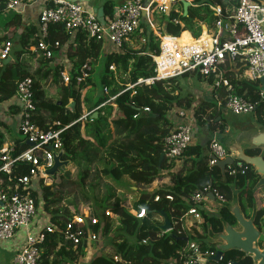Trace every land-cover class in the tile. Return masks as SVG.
I'll list each match as a JSON object with an SVG mask.
<instances>
[{"label": "trees", "instance_id": "16d2710c", "mask_svg": "<svg viewBox=\"0 0 264 264\" xmlns=\"http://www.w3.org/2000/svg\"><path fill=\"white\" fill-rule=\"evenodd\" d=\"M192 1L196 7L189 9L188 16L172 13L165 17L160 27L162 33L179 37L181 33L190 31L195 38H199L202 33L201 24L211 29L217 21L209 6L231 9L239 2V0H213L212 4H200L201 0ZM103 6L106 17H111L117 8L112 0L106 1ZM5 13V1L0 0V14ZM175 18L180 19V25L173 23ZM22 21H25L22 16L14 14L5 25L6 32L9 34V30H13V35L7 37V34L0 38V56L5 44L15 40L18 44L17 49L14 51L12 49L10 63L7 65L2 63L0 67V103L8 102L15 96L19 81L28 77L33 80L37 107L34 121L45 131L53 127L56 122H60L63 128L68 127L62 133V160L69 162V166L75 164L81 168L83 172L79 181L81 185L84 186L90 166L97 161L99 163L104 160L105 168L101 172L102 176L112 180L118 186H122L124 178H128L135 185L151 186L164 171L171 170L165 159L161 170L159 167L165 139L176 126V111L185 110L193 113L198 120L197 124L201 126L207 125L203 122L204 117L214 122L218 119L213 112L215 105L211 102L203 100L195 106L193 98L182 97L183 86L179 78L156 81L152 85H138L133 90L121 94L114 102L115 107L106 105L97 110L110 97L123 92L118 91L119 85L110 70L112 67L128 75L130 86L139 80L155 77V66L149 55L159 51L160 42L152 29L143 24V30L134 35L132 45H125L122 53L106 55L101 84L104 90L111 89L109 96L98 97L95 105H91L89 96L86 97L85 108L87 113H92V115L88 116L85 121L77 122L83 116L81 108L83 93L89 87L94 86L92 76L83 83H77L78 70L84 64L94 67L98 63L102 53L101 43L89 40L83 33L75 37L68 48V56L73 66V70L69 73L70 83L59 89L61 95L59 100L49 103L45 84L52 74L51 84L61 85V70L60 67L51 69L55 56L47 60L39 52L33 51L37 46L35 34L38 26L33 24L23 26ZM184 35L188 38L183 37L181 41L191 43L190 34L185 32ZM49 38L52 43L68 44L70 35L66 33L63 25H53L50 28ZM25 57L29 59L24 63L22 59ZM34 64L37 67L33 71ZM232 73L235 72L232 71ZM238 73H242V68H239ZM230 80L235 95L251 100L258 98L260 83L241 81L232 76ZM144 109H150L151 113H144ZM210 112L213 113L210 114ZM95 114L98 117L92 119ZM54 128L59 129L60 127ZM208 129L211 133L212 124ZM222 129L224 130V127ZM15 146L16 154L28 148L21 141L16 142ZM252 155H257V153ZM185 158L183 169L178 172H168L172 185L169 190L159 189L152 194L143 192L139 201L133 205L135 210L146 209L145 219H137L130 214V210L122 204L113 188L107 187L106 195L100 199L95 189L101 186L89 187L93 195L89 198L85 197V201L87 203L94 201V204L88 205H90L89 209L93 216H98V221L94 225H84L80 228L85 233L90 232L94 236H99L100 239H109L115 248L111 257L101 254L104 247L103 241H100L101 245L97 247V251L93 252L85 240L76 249L64 241L63 231L67 223L81 212L76 210L74 213H69L66 210L54 209L66 197V193L58 196L61 189L54 190V184L64 186V183L56 181L59 175L50 177L55 180L50 186H46L42 181L40 191H33L32 196L36 199L38 216L42 211L48 216L45 219L47 223L36 221L37 225L34 226V233L41 232L44 235V242L40 245L44 264H169L176 262L177 253L186 245V241L177 235L175 227L170 232L162 230L164 219L161 213L167 215L174 226L189 210L190 196L208 185L210 181H213L229 202L237 197L245 216L251 217L252 214L249 212L255 208L254 196L261 180L253 168L247 166L246 175L236 179V189L233 192L228 186L231 179L222 181L218 168L209 169L208 154H205L199 145L190 147ZM30 172L29 165L18 164L13 169L12 177L2 173L0 181H4L7 185L9 178L15 180L30 175ZM238 191H242V194L238 195ZM169 195L173 196V202L166 199ZM98 210L102 212V215L98 214ZM107 211L118 218L119 224L116 228H113L112 220L108 217H105V221L101 220V216L104 217ZM203 215L205 220L203 228L206 232L210 229L214 233H221L224 221L229 223L234 221L226 207L219 216L206 213ZM263 224L264 209L262 207L257 210L256 226L261 228ZM48 225L56 227L57 230L50 233L45 229ZM263 243L261 241L260 245ZM89 251L88 258H85ZM114 257H118L119 261H114ZM230 260L238 261L239 264H254L251 258L238 250L226 253L224 261Z\"/></svg>", "mask_w": 264, "mask_h": 264}, {"label": "built area", "instance_id": "2783aa9c", "mask_svg": "<svg viewBox=\"0 0 264 264\" xmlns=\"http://www.w3.org/2000/svg\"><path fill=\"white\" fill-rule=\"evenodd\" d=\"M4 1L8 13L20 14L19 9L27 6L22 0ZM183 1L190 2L191 7H196L192 0H128L115 8L111 17L105 15V24L102 25L97 13L87 10L82 4L67 0H43L44 8L38 17V31L35 34L37 46L34 52H39L43 58L51 60L56 52L62 51L63 44L52 43L49 34L53 25H63L66 33L70 35L68 44H71L79 33H83L89 40L101 43L102 52L106 55L122 53L125 45L133 44L134 35L142 31V26L145 24L155 32L154 35L160 42L159 51L149 55L155 66V77L139 80L122 93L110 97L97 110L106 105L115 106L114 102L121 94L133 90L138 85H152L156 81L180 78L185 75L196 76L210 86L211 95L216 102L213 112L218 116L215 122L209 121L206 117L203 118V122L208 127L212 124L207 145L208 167L212 170L215 168L216 161L231 158L233 164L226 167V178H223L220 173L221 180L244 177L247 173V165L236 159L235 155L222 144L223 135H228L230 132V129L225 127L223 114L255 115L257 122L264 124L262 88L260 87L258 91V98L251 100L235 95L230 80L231 76L251 83H260L264 79V0H239L238 4L231 9L209 6L217 21L211 29L201 24L202 33L199 38H195L192 32H188L193 42L191 44L180 43L185 32L179 37L166 35L161 30L157 32L149 19L152 11L158 16L166 17L168 3H171L170 14L183 16ZM173 23L181 24L179 18H175ZM12 49V43L5 44L0 61L9 59ZM239 68H242L240 74ZM111 71H114L113 67ZM78 73L77 83L80 84L92 76L93 67L90 64H84L79 68ZM60 76L63 86L70 83L71 77L68 71L60 72ZM104 92L109 96L107 89ZM15 101L20 110L18 131L24 137L21 143L26 144L28 148L16 154L15 144L0 145V174L12 177L13 169L18 164L29 165L31 172L30 175L15 180L9 178L7 185L4 181H0V241H12L20 231L27 230L25 242L14 254L13 262L14 264H44L40 248L44 242V235L41 232H32L38 216L36 199L32 193L40 191L42 181L49 178L46 171L54 166L55 157L63 151L62 133L68 127L63 128L60 122H56L53 127L45 131L35 123L37 107L34 82L29 77L17 83ZM143 112L151 113L150 109H144ZM176 114V126L165 139L163 148L165 160L171 170L176 169L177 164L184 160L188 149L193 146L194 129L198 122L193 113L185 110L176 111ZM90 115L92 113H86L77 122L85 121ZM27 143H31L32 146H28ZM166 199L170 202L174 201L171 195ZM188 203L189 210L173 226L179 237L187 239L186 245L177 253L176 262L169 264H233L234 262L239 264L234 260L225 262V255L216 262L214 259L217 251L207 246V234L203 229L205 224L203 213L207 210L208 215H216L214 214L216 211L220 214V211L231 203L226 196L213 181H210L208 185L195 191ZM132 211L131 214L137 219H145L147 216L144 208L135 210L133 207ZM90 212L73 218L63 231L64 241L73 245L75 249L84 240L88 245L101 241L99 236H94L90 232L85 233L80 228L97 223V217L90 219L87 216ZM113 216L111 212H106V217ZM45 229L50 233L57 230L50 225ZM114 261L118 262L119 258L114 257Z\"/></svg>", "mask_w": 264, "mask_h": 264}, {"label": "rangeland", "instance_id": "374dc122", "mask_svg": "<svg viewBox=\"0 0 264 264\" xmlns=\"http://www.w3.org/2000/svg\"><path fill=\"white\" fill-rule=\"evenodd\" d=\"M106 1H108V0H92L90 3L91 5L86 4V3H82V6L84 8H86V7H99V6H102ZM112 1L114 4H116L120 0H112ZM212 1L213 0H201L200 4H212ZM14 14L15 13H11V12L10 13L6 12L3 15L0 14V25L4 27L13 18ZM149 17H150L149 18L150 21L153 22V26H154L155 30L157 32H160L161 23L164 21L165 16L164 17L158 16L155 14L154 11H152L150 13ZM4 31H6V30L1 31V29H0V36H1V32L4 33ZM9 31H10V33L7 35V37H11V35H12L11 33L13 32L12 30H9ZM154 34H155V32H154ZM105 57H106L105 52H102L98 63L93 67L92 81L94 83V86L89 87L83 93V96L81 98V101H82L81 108H83V114H86V112H87V109L85 108L86 104L84 101L86 97L89 96L91 105H95L98 97H102L104 95L106 96V93L104 92V89H103L102 84H101V78H102V75L104 73ZM35 67H37V66L35 65ZM113 68H114V71H111V72L114 75L113 76L114 80H116L117 84L119 85L118 91L122 92L130 86L128 84L129 83L128 82V75L123 74V71L116 70L115 67H113ZM179 80L183 86L182 97L189 96L190 99L193 98V100H194L193 104L194 105H199L203 100L209 101L212 104L216 105V102L211 95L210 86L208 84H206L203 80H201L200 78H198L196 76L180 77ZM51 81H53L52 74L48 78V82L45 84V88H46V91L48 93L47 99H48L49 103H54L55 101L59 100L61 97V95L59 94V89H62L63 84L54 86L51 84L52 83ZM110 90L111 89H109L108 91H110ZM223 120H224L225 127L230 129V132L228 135H226V134L223 135L224 138L227 136L235 137L236 136V130L238 128H240L242 125H246L248 123L256 125L258 123L257 122L258 119L255 115L234 116L230 113H224L223 114ZM208 128L209 127L207 125L201 126V125L197 124L195 129H194V133L196 135L194 137L195 142L197 143V145H199L201 147V149L204 153L207 151L206 141L208 140V138L210 136V132H209ZM12 134H13V137H17L19 140L24 139L23 135L19 134V132L16 135H15V133H12ZM86 139L89 141H92L90 138H86ZM223 145H224V142H223ZM97 162L90 166V168H89L90 172H89L88 177L86 178V180L84 182V186L81 185L79 182L80 181V175L83 172H82L81 168L79 166H76L75 164L70 165L67 168H64V170L61 171V173H62L61 175L60 174H59V176L56 175V176H58V178L56 177V181L57 182L59 181V183H64V186L54 184V190L57 191L58 189H61V191H59V193H58V196L64 195L66 193V197L63 198L60 201V203L56 207H54V209L66 210L69 213H74L76 210H79L81 212V214L78 216H84V214L86 212H90V209H89L90 205H88V204H90V203L94 204V201H92V202L89 201L88 203L85 201V197L89 198L90 196L93 195V193H91V190L89 189V187L92 186V188H93L94 186L99 185L101 187L95 189V193H96L97 197H99L101 199L103 196L106 195L107 187H111V188H113L114 192L117 193L118 198L121 200L122 204L130 210L129 213L131 214V213H133V211H132L133 205L139 201L143 192L144 193L147 192V193L152 194L153 192L159 190L161 187H164V186H161V182H163V181L167 182L168 177H169V175H167V172L164 171L162 173V175L160 176V178H158L157 181L154 182L151 186L135 185L128 178H124V180L122 181V183H123L122 186H118L112 180H109V179L104 178L102 176L101 172L105 168L104 160H101L99 163H97ZM54 181L55 180H53L49 177L47 180H44V183L46 184V186H50ZM235 181H236L235 178H231V182L228 184V186L232 189L233 192H235V189H236L235 188ZM237 194L238 195L242 194V191H238ZM256 207H257V204L255 203V208ZM93 208H95V207L93 206ZM221 209H219V210H221ZM87 210H89V211H87ZM253 211H254V209L252 210V212H249V214H252ZM107 212H109V211H107ZM63 213H65V212H63ZM206 213L208 214L207 210H206ZM98 214L102 215V212L99 211ZM214 214H216V216H219L218 211L214 212ZM87 216L90 219H93V217L98 218L97 215L93 216V214H91V212L87 213ZM47 217L48 216L42 211L40 216H38V218L36 219V221L37 222L39 221L40 223L42 222L43 224H45V223H47L45 220V219H47ZM105 217H106V213H105L104 217L101 216V220L105 221ZM109 219L112 220L113 228H116V226H118V224H119L117 217L113 216V217H109ZM34 229H35V227L32 230L33 233H34ZM206 234H207L206 244L209 248L212 249L213 241L210 239V229L206 232ZM113 235L114 234L112 233L111 236L113 237ZM21 236H23L22 231H20V236L18 239L15 238L12 241H7V242L0 241V264H14V262H13L14 254H15V250L20 245L19 240L21 239ZM261 240H262V242H264L263 236H262ZM102 241H103L104 247L102 248L101 254H103L107 257H111L115 251L114 245H112L110 243L109 239H107V238L101 239V242ZM99 245H101L99 241H96V242L90 244L89 246L91 247V252H93L95 250L97 251V247ZM259 247L264 248V243L259 245ZM89 253H90V251L86 253L85 258H88L87 256L89 255Z\"/></svg>", "mask_w": 264, "mask_h": 264}, {"label": "water", "instance_id": "95a60500", "mask_svg": "<svg viewBox=\"0 0 264 264\" xmlns=\"http://www.w3.org/2000/svg\"><path fill=\"white\" fill-rule=\"evenodd\" d=\"M74 3H86L90 4L92 0H67ZM128 1V0H126ZM183 16H188L191 3L187 1L182 2ZM171 3H168L167 16L170 15ZM99 22L105 24V8L100 7L95 9ZM7 59L5 64L9 62ZM262 90L264 91V79L260 81ZM95 114L93 118H97ZM260 124L253 125L248 123L242 125L236 130V136H227L222 138V144L224 142L225 148L233 153L239 161L245 165L254 169L255 174L260 177L259 187L255 196L261 195L264 200V191L260 193L259 190L264 188V155H249L246 153L247 149L262 150L264 152V128L259 126ZM28 146H32L31 143H27ZM63 151L59 153L54 159V166L46 171L47 177H55L61 173V170L69 166V162L62 160ZM165 159L164 154L160 158V167ZM233 160L228 158L225 161H216L215 167L218 168L223 178L225 177V169L228 165H232ZM213 197L211 196V199ZM227 211L232 215L234 221L232 223L223 222V231L221 233H214L210 230V239L213 241L212 249L217 251L215 261L219 262L220 258L226 253L234 250L243 252L247 257L251 258L254 264H264V248L259 247L262 236L264 237V224L261 228L256 226L257 209L254 208L253 214L250 218H247L243 213L238 198L235 197L233 201L226 206ZM264 209V206H263ZM164 219V225L162 230L164 232H170L173 230V224L170 222L167 215L161 213ZM187 239H185L186 241ZM233 264H238L234 262Z\"/></svg>", "mask_w": 264, "mask_h": 264}, {"label": "crops", "instance_id": "0c3cea01", "mask_svg": "<svg viewBox=\"0 0 264 264\" xmlns=\"http://www.w3.org/2000/svg\"><path fill=\"white\" fill-rule=\"evenodd\" d=\"M22 1L24 4L27 5L24 9L21 7L19 9V11H21L22 13L20 12V14H18V15L22 16L23 19L25 20V21H22L23 26L24 25H31V24L37 25L39 14L42 11V9L44 8L43 0H22ZM125 1L126 0H120L118 3L115 4V7H118L119 5H121V3L123 4ZM89 5H91V4H89ZM100 7H104V6L102 5L99 7H86V9L89 11H95V9L100 8ZM0 29H1V31L5 30V26L3 27L0 25ZM185 32H190V31H185ZM7 34L8 33L6 31H4V33L1 32L0 38L4 37ZM11 34L13 35V32ZM183 37L188 38L184 34L181 37V39ZM181 39H180V42H182ZM12 44H13V51H14L15 49H17V45H18L17 41L16 40L13 41ZM1 46H3V45H1ZM68 48H69V44H63L62 51L55 53V58H54V60H52L51 69L55 68V67H60V70H61L60 72L68 71L69 73H71V71L73 70V66H72L71 61H70L69 56H68V52H69ZM33 51H34V49H33ZM28 59H29L28 57H25L22 60L25 63V61ZM11 60L12 59H10V61ZM10 61L7 62L6 64H5L6 61H0V67H2V63L7 65L10 63ZM33 66H34V69H33V71H34L35 70V64ZM195 106H197V105H195ZM82 113H83V108H82ZM83 115H85V114H83ZM19 120H20V110H19L18 104L15 101V96L8 102L0 103V145L1 146H3V145H10L11 146V145L15 144L16 142L21 141L17 137H13V134H12V133H15V135H16L19 132L18 131ZM195 136L196 135H194V137ZM208 140H209V138H208ZM206 144H208V141H206ZM195 145H197V143L195 142V138H194L193 146H195ZM205 154H208V151H206ZM185 159L186 158H184V160L180 161L177 164L175 170H170L168 172H178L179 170L183 169V167H185ZM165 172H167V171H165ZM168 172H167V175H169ZM161 186H164V187H161L160 189L169 190L172 186L170 177H168L167 182H165V181L161 182ZM254 200H255V203L257 204V207L255 209L258 210V208H262L264 206V204H263L264 200H263V197L261 195L255 196ZM22 232H23V236H21V239L19 240L20 245L15 250V253L22 247V245L25 242L27 230H22ZM19 236H20V232L16 235L15 238L18 239Z\"/></svg>", "mask_w": 264, "mask_h": 264}, {"label": "flooded vegetation", "instance_id": "af4514ba", "mask_svg": "<svg viewBox=\"0 0 264 264\" xmlns=\"http://www.w3.org/2000/svg\"><path fill=\"white\" fill-rule=\"evenodd\" d=\"M260 127H263L264 128V126H263V124H260L259 125ZM257 153V155H264V152L262 151V150H252V149H247L246 150V153L247 154H249V155H252L253 153ZM257 155H255V156H257ZM259 191H261L262 192V194H263V191H264V188L263 189H261V190H259ZM255 192V191H254ZM259 196V195H258ZM254 198H255V196H254ZM262 249V248H261Z\"/></svg>", "mask_w": 264, "mask_h": 264}, {"label": "bare ground", "instance_id": "6f19581e", "mask_svg": "<svg viewBox=\"0 0 264 264\" xmlns=\"http://www.w3.org/2000/svg\"><path fill=\"white\" fill-rule=\"evenodd\" d=\"M181 44H191V43H193V42H191V43H183V42H180Z\"/></svg>", "mask_w": 264, "mask_h": 264}, {"label": "clouds", "instance_id": "9594fccd", "mask_svg": "<svg viewBox=\"0 0 264 264\" xmlns=\"http://www.w3.org/2000/svg\"><path fill=\"white\" fill-rule=\"evenodd\" d=\"M263 249V248H262Z\"/></svg>", "mask_w": 264, "mask_h": 264}]
</instances>
